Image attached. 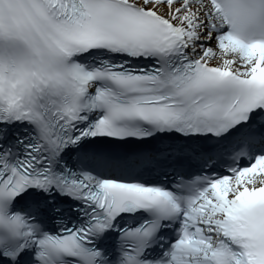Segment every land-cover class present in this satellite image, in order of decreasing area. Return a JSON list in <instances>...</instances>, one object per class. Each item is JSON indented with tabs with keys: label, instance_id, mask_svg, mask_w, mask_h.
<instances>
[{
	"label": "snow or ice",
	"instance_id": "6c2138e0",
	"mask_svg": "<svg viewBox=\"0 0 264 264\" xmlns=\"http://www.w3.org/2000/svg\"><path fill=\"white\" fill-rule=\"evenodd\" d=\"M0 264H264V0H0Z\"/></svg>",
	"mask_w": 264,
	"mask_h": 264
}]
</instances>
